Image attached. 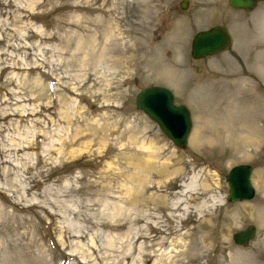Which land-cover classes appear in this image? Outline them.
I'll return each mask as SVG.
<instances>
[{
    "label": "rangeland",
    "instance_id": "rangeland-1",
    "mask_svg": "<svg viewBox=\"0 0 264 264\" xmlns=\"http://www.w3.org/2000/svg\"><path fill=\"white\" fill-rule=\"evenodd\" d=\"M214 25L231 46L192 59ZM152 85L188 106L184 148L136 108ZM0 264H264V0H0Z\"/></svg>",
    "mask_w": 264,
    "mask_h": 264
},
{
    "label": "water",
    "instance_id": "water-1",
    "mask_svg": "<svg viewBox=\"0 0 264 264\" xmlns=\"http://www.w3.org/2000/svg\"><path fill=\"white\" fill-rule=\"evenodd\" d=\"M261 0H228L233 8L251 9ZM186 1L181 2V8H185ZM229 32L220 25L202 30L195 34L191 42V56L194 59L214 55L230 45ZM137 109L145 112L152 118L167 137L179 148L187 144L188 136L192 128L191 116L188 108L182 104H176L172 92L163 86H150L142 89L136 97ZM252 166L249 164H237L232 166L225 176L228 186L227 201H245L253 198L255 189L251 183ZM255 227L248 225L245 229L235 232L232 236L237 245H244L254 237Z\"/></svg>",
    "mask_w": 264,
    "mask_h": 264
},
{
    "label": "bare ground",
    "instance_id": "bare-ground-1",
    "mask_svg": "<svg viewBox=\"0 0 264 264\" xmlns=\"http://www.w3.org/2000/svg\"><path fill=\"white\" fill-rule=\"evenodd\" d=\"M89 53H90V51H89ZM150 156H151V154L150 153H147V159H139L138 160L137 163H138L139 172L145 170L148 166H151L152 165V162L148 161V159H149ZM138 190L136 191V194H138V192H139Z\"/></svg>",
    "mask_w": 264,
    "mask_h": 264
}]
</instances>
